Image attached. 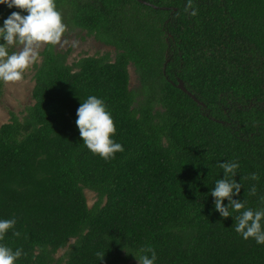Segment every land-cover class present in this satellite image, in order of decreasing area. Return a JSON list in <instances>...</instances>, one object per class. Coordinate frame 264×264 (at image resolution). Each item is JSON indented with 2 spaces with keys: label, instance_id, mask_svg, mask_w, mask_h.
I'll return each mask as SVG.
<instances>
[{
  "label": "trees",
  "instance_id": "1",
  "mask_svg": "<svg viewBox=\"0 0 264 264\" xmlns=\"http://www.w3.org/2000/svg\"><path fill=\"white\" fill-rule=\"evenodd\" d=\"M145 1L168 9L55 0L66 27L114 46L116 56L68 64L70 50L46 44L34 104L0 126V220L16 221L0 245L22 250L15 264H139L146 247L154 264H264V244L237 233L240 213L229 207L223 217L211 195L224 178L220 163L233 161L228 179L242 185L233 199L264 210V0H192L187 11L188 0ZM12 12L27 15L5 4L0 27ZM179 78L204 104L177 87ZM89 96L114 121L111 138L124 149L114 158L80 136L77 110ZM85 188L98 196L91 207Z\"/></svg>",
  "mask_w": 264,
  "mask_h": 264
},
{
  "label": "clouds",
  "instance_id": "2",
  "mask_svg": "<svg viewBox=\"0 0 264 264\" xmlns=\"http://www.w3.org/2000/svg\"><path fill=\"white\" fill-rule=\"evenodd\" d=\"M0 4L27 11V15L12 12L4 20L3 27H0V38L5 41L0 44V81L17 83L23 80L25 71L39 61V49L43 44L57 45L61 42L66 25L62 22V15L57 10L55 0H0ZM191 8L192 0H188L185 11ZM190 14L195 16L197 11L193 9ZM17 43L23 46L22 49L9 54L5 45ZM77 115L76 124L80 136L91 152L108 160L114 158L115 153L124 150L120 143L111 138L116 132V127L102 99L89 96L78 108ZM238 167L239 164L233 161L220 163L224 178L218 179L211 191V195L215 197V209L225 218L232 216V212L240 213L235 217V231L245 240L254 238L258 244H264V230L261 224L264 220V210L245 209L244 203L233 199L234 194H239L242 185L228 177H235ZM250 178L257 180L258 176L253 173ZM255 192L256 188L253 186L251 193L255 195ZM225 198L229 201L227 207L224 205ZM242 209L244 210L241 211ZM15 223V219L0 220V239H3ZM14 235L19 237L20 232H15ZM142 251L145 254L139 257V264H154L155 250L146 247ZM147 253H151V257ZM21 255V249L13 252L12 249L0 245V264H15Z\"/></svg>",
  "mask_w": 264,
  "mask_h": 264
},
{
  "label": "rangeland",
  "instance_id": "3",
  "mask_svg": "<svg viewBox=\"0 0 264 264\" xmlns=\"http://www.w3.org/2000/svg\"><path fill=\"white\" fill-rule=\"evenodd\" d=\"M5 4H0L3 7ZM5 43V41L3 42ZM2 43V44H3ZM9 54L19 52L22 49V45L19 43L15 45H5ZM46 44H43L39 49V61L35 63L31 68L25 71L22 81L17 83H0V126L11 120L14 114L22 117L27 113V108L34 104L33 88L36 84L35 80V65L42 61L41 52L45 48ZM57 51L65 52L69 51L67 59L68 64H74L79 61L80 58L88 55H102L109 53L111 59L114 61L116 56V48L107 44L105 41L98 39L95 35L89 34L85 30L79 28H68L63 33L61 42L55 45ZM129 87L131 90L137 93L136 104L141 101L142 96L140 91V79L136 67L131 64L129 66ZM85 194L89 206H93L98 200L97 193L93 190L85 188ZM74 239H71L73 242ZM67 250V247L57 252L56 257H60Z\"/></svg>",
  "mask_w": 264,
  "mask_h": 264
},
{
  "label": "water",
  "instance_id": "4",
  "mask_svg": "<svg viewBox=\"0 0 264 264\" xmlns=\"http://www.w3.org/2000/svg\"><path fill=\"white\" fill-rule=\"evenodd\" d=\"M140 2H142V3H144V4H146V5H151V6H153L155 9H158V8H160V9H168V7H159V6H157V5H155V4H151L150 2H148V1H145V0H139ZM168 61H169V59H167V61L165 62V67H166V65H167V63H168ZM166 72V70H164V73ZM177 85V87L178 88H180V89H182L183 91H185V92H187L195 101H197V102H199V103H201V104H204V103H202L192 92H190V91H188V89L186 88V86H185V83H184V81L182 80V79H178V83L176 84Z\"/></svg>",
  "mask_w": 264,
  "mask_h": 264
}]
</instances>
